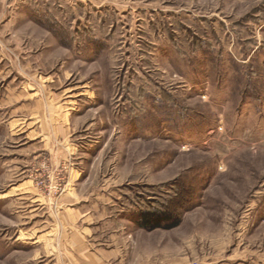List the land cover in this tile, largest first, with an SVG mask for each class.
I'll list each match as a JSON object with an SVG mask.
<instances>
[{"label":"rangeland","instance_id":"rangeland-1","mask_svg":"<svg viewBox=\"0 0 264 264\" xmlns=\"http://www.w3.org/2000/svg\"><path fill=\"white\" fill-rule=\"evenodd\" d=\"M0 264H264V0H0Z\"/></svg>","mask_w":264,"mask_h":264},{"label":"crops","instance_id":"crops-1","mask_svg":"<svg viewBox=\"0 0 264 264\" xmlns=\"http://www.w3.org/2000/svg\"><path fill=\"white\" fill-rule=\"evenodd\" d=\"M34 112H37V114H38V111H36V110H34ZM72 112L73 111H68V113H67V115H65V116H67V120H66V118H65V122L64 123H62V124H59V125H57V119H58V114H57V109H55L54 110V113H53V117L55 118L54 119V133L52 134L51 132L49 133V138H51V134H52V136L54 137L53 139L54 140H56V138L58 137V138H60L59 137V135L60 136H62L63 138H62V141H64V142H66V144L67 145H69L71 142H73L74 140H72V134H71V120H70V118L72 117ZM64 114H62V116H63ZM37 121H38V119H37ZM36 121H34V123H35ZM50 125L51 124H48V122L47 123H45L44 124V127H40L41 129H39L38 131H45V128L47 127V128H50ZM52 125V126H53ZM40 126V125H39ZM13 127H15V126H13ZM49 130H52L51 128L49 129ZM33 132V131H32ZM29 134H30V137H31V132H28V134H27V137H29ZM56 134V135H55ZM44 135V136H43ZM39 134V139L41 140V141H43L44 140V138H47V136L45 135V134ZM44 138H43V137ZM34 139L35 140H37V138L36 137H34ZM35 145H37L38 146V142L36 141L35 142ZM71 145H72V143H71ZM35 152L36 151H34L33 152V158H34V160L36 161L39 157L38 156H40V154L39 155H37V154H35ZM66 158H67V156H66ZM66 197V196H65ZM64 197V198H65ZM63 198V203H64V205L67 203V200H66V198L64 199ZM71 204H73V203H70V205ZM90 211L89 210H87L85 213H84V215L87 217V219L88 220H90L91 219V216H90ZM85 229L86 228H88V229H90V227H84ZM85 231V230H84ZM86 238H87V242H86ZM100 243V242H99ZM90 237L88 236V237H86V235H82V245H83V247L86 249V251H87V253H88V255H87V257L88 258H90V259H94V260H101V259H105V253H102L101 251H103L104 252V248H96V250H93V251H91V249L92 248H90ZM86 245H87V248H86ZM89 251V252H88ZM91 252V253H90ZM93 254V255H92ZM69 259H71V257L69 258Z\"/></svg>","mask_w":264,"mask_h":264},{"label":"trees","instance_id":"trees-1","mask_svg":"<svg viewBox=\"0 0 264 264\" xmlns=\"http://www.w3.org/2000/svg\"><path fill=\"white\" fill-rule=\"evenodd\" d=\"M173 220V215L166 212L157 211H145L140 214L139 224L145 228L153 229L160 226L163 222H169ZM178 223V220H174L169 223L168 227H174Z\"/></svg>","mask_w":264,"mask_h":264}]
</instances>
